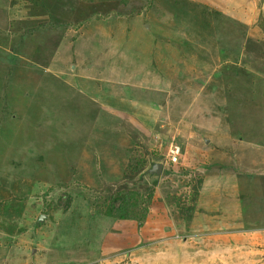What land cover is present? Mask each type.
<instances>
[{"label":"rangeland","instance_id":"obj_1","mask_svg":"<svg viewBox=\"0 0 264 264\" xmlns=\"http://www.w3.org/2000/svg\"><path fill=\"white\" fill-rule=\"evenodd\" d=\"M174 1L0 0V264H264V0L198 8L222 60L209 74L149 85L102 51L62 48L91 20L161 18ZM91 4L116 10L86 19ZM191 91V110L165 112ZM106 106L158 136L104 144ZM101 155L128 165L91 187L78 161L96 175ZM155 174L148 193L129 186Z\"/></svg>","mask_w":264,"mask_h":264},{"label":"crops","instance_id":"obj_2","mask_svg":"<svg viewBox=\"0 0 264 264\" xmlns=\"http://www.w3.org/2000/svg\"><path fill=\"white\" fill-rule=\"evenodd\" d=\"M226 1L236 3L235 0H175V11L169 10V14H163L161 18H156L150 13L129 18H115L110 21L91 20L88 26L91 28H83V32L80 30L77 34L79 45L75 47L74 42H66L64 45L68 49L69 46L75 49L81 48L80 50L89 51L90 54L102 51L107 58L117 59L124 68L136 73L149 85H159L165 79L172 81L177 75L180 77L182 69L195 74H209L217 70L221 60L215 35L211 36L214 27L212 29L208 26V22L198 20L199 16H203L198 12V8ZM162 2L158 3L159 6H162ZM188 2L192 4L189 11H187ZM181 7L184 8V17L178 14ZM239 16L248 22L252 17L251 13ZM180 17L182 22L178 25ZM82 44L86 45L84 49ZM198 95L197 91H191L174 102H167L164 110L171 116L182 115L183 112L185 114L195 106L193 104L199 98ZM107 107L100 109L105 115L99 117L100 113L95 122L99 129L96 134L98 136L101 134L107 139L104 144L110 147H114L112 146L114 144L124 145V150L129 153L137 142L145 145L158 136L150 130L147 131L143 123L131 113L127 114L122 109ZM146 148L145 161L154 157L162 161L165 166V156L155 155L148 147ZM96 158L99 160L101 171L96 175L90 172V166L86 161H78L80 169L77 177L86 184H96L91 187H100L103 181H107L105 175L109 172H105V169L113 171L111 174L120 177L126 169L125 166L128 165V160L121 161L119 157L114 159L112 155L106 159L102 155ZM118 180L122 179L111 181Z\"/></svg>","mask_w":264,"mask_h":264},{"label":"trees","instance_id":"obj_3","mask_svg":"<svg viewBox=\"0 0 264 264\" xmlns=\"http://www.w3.org/2000/svg\"><path fill=\"white\" fill-rule=\"evenodd\" d=\"M100 7H101L100 5H93V4L89 5L87 7L88 9L85 11L87 13L86 19H91L92 18V15L91 14L93 12H96L98 15H100L102 13V14H104V16H106L110 11H115L116 10L115 8H104V9H100ZM98 9H100V10H98ZM11 50L13 52H18V49L16 47H12ZM238 58L239 57H232V60L237 62L238 61ZM221 62H222V60H221ZM223 64H225V62ZM227 72L228 73L229 72H232V73L240 74V73H242V70L241 69H238L236 67H232L230 70H227ZM168 173H169V171L167 169H165L163 171V175H167ZM126 180L127 179H124L123 181H120V182H123L124 183ZM120 182H117V183H120ZM129 186L131 187V189H133L132 186H134V184L133 183H129ZM131 189H129V190H126L125 189L123 191H125V193H128L127 191H130ZM138 190L140 191L139 193H141V191L144 190V189L142 187V188H139ZM142 193H144V192H142Z\"/></svg>","mask_w":264,"mask_h":264},{"label":"water","instance_id":"obj_4","mask_svg":"<svg viewBox=\"0 0 264 264\" xmlns=\"http://www.w3.org/2000/svg\"><path fill=\"white\" fill-rule=\"evenodd\" d=\"M147 165L145 167H143L142 169L146 168ZM142 169L137 174H135L134 176L138 175L142 171ZM144 179L141 180L140 183L137 184V186H132V188L139 189V188L143 187V189L145 188L144 190H146L145 193H148L152 189L153 184L158 181L159 174H155V175H153L151 177H147V179H145V180ZM144 185H145V187H144Z\"/></svg>","mask_w":264,"mask_h":264},{"label":"bare ground","instance_id":"obj_5","mask_svg":"<svg viewBox=\"0 0 264 264\" xmlns=\"http://www.w3.org/2000/svg\"><path fill=\"white\" fill-rule=\"evenodd\" d=\"M64 48H67V47L64 45Z\"/></svg>","mask_w":264,"mask_h":264},{"label":"flooded vegetation","instance_id":"obj_6","mask_svg":"<svg viewBox=\"0 0 264 264\" xmlns=\"http://www.w3.org/2000/svg\"><path fill=\"white\" fill-rule=\"evenodd\" d=\"M144 191V190H143Z\"/></svg>","mask_w":264,"mask_h":264}]
</instances>
